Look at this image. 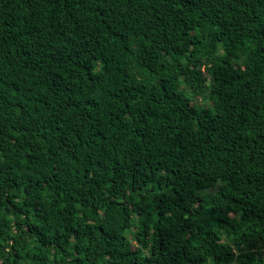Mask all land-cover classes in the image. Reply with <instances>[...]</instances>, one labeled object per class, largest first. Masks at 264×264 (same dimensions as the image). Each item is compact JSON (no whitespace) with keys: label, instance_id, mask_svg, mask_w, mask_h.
<instances>
[{"label":"trees","instance_id":"trees-1","mask_svg":"<svg viewBox=\"0 0 264 264\" xmlns=\"http://www.w3.org/2000/svg\"><path fill=\"white\" fill-rule=\"evenodd\" d=\"M0 264H264V0H0Z\"/></svg>","mask_w":264,"mask_h":264}]
</instances>
